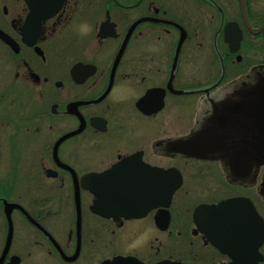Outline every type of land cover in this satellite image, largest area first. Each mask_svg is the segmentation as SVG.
<instances>
[{
  "label": "flooded vegetation",
  "instance_id": "1",
  "mask_svg": "<svg viewBox=\"0 0 264 264\" xmlns=\"http://www.w3.org/2000/svg\"><path fill=\"white\" fill-rule=\"evenodd\" d=\"M262 118L264 0H0V264H264ZM116 165L142 217L84 186Z\"/></svg>",
  "mask_w": 264,
  "mask_h": 264
},
{
  "label": "water",
  "instance_id": "2",
  "mask_svg": "<svg viewBox=\"0 0 264 264\" xmlns=\"http://www.w3.org/2000/svg\"><path fill=\"white\" fill-rule=\"evenodd\" d=\"M245 12V11H244ZM239 47V44H232V51H236ZM258 85H251L247 89L248 91L254 90ZM243 89L237 90L238 94ZM248 91H244L241 95L246 96ZM150 95V92L147 94ZM162 104V103H161ZM262 121L263 130L261 127L260 134L264 137V118L255 120L253 122V126L256 128V122ZM222 144V139L218 135H206L195 138V140L185 141L180 146H184L183 150L185 153L191 152L195 148H201L207 145H212L218 147ZM264 144V143H263ZM188 148V149H187ZM239 167V166H238ZM249 167V165H248ZM238 173L239 168H234ZM118 165L111 168L110 170L99 174V173H91L86 175L83 178V184L87 188H90L91 191L98 198L97 201H100L102 198L107 202V206L111 208L112 214L120 213L125 217H142L146 211L150 209L145 203L148 200V182L140 181V169L136 168L134 172H130L125 174L122 171H119ZM143 175V174H142ZM168 181L166 182V190L164 191V195L166 193L168 205L172 199L173 193L175 190L181 185V175L178 171L174 169H169L166 173ZM101 185H105V188H100ZM237 202L236 199H229L222 201L221 203L211 206V210L217 211H225L230 206H233ZM99 202H96V211H99ZM116 215V214H115ZM262 223V222H261ZM227 229H230L233 232L241 233V221L238 219L236 221L235 218L228 220L225 222ZM222 227V225H218ZM260 241L264 239V223L260 227ZM221 250L224 251L223 248ZM103 264H145L134 257H123L117 256L112 260H106ZM156 264H182L180 262L173 261H161Z\"/></svg>",
  "mask_w": 264,
  "mask_h": 264
},
{
  "label": "rangeland",
  "instance_id": "3",
  "mask_svg": "<svg viewBox=\"0 0 264 264\" xmlns=\"http://www.w3.org/2000/svg\"><path fill=\"white\" fill-rule=\"evenodd\" d=\"M208 49V44L205 45ZM209 50V49H208ZM205 51V50H204ZM137 247V246H136ZM113 247L111 246L109 249H103L102 252L98 254V256L102 258H105L109 253H111Z\"/></svg>",
  "mask_w": 264,
  "mask_h": 264
},
{
  "label": "clouds",
  "instance_id": "4",
  "mask_svg": "<svg viewBox=\"0 0 264 264\" xmlns=\"http://www.w3.org/2000/svg\"><path fill=\"white\" fill-rule=\"evenodd\" d=\"M81 31H82V32H86V31H87V26H86V25H85V26H82V27H81Z\"/></svg>",
  "mask_w": 264,
  "mask_h": 264
}]
</instances>
